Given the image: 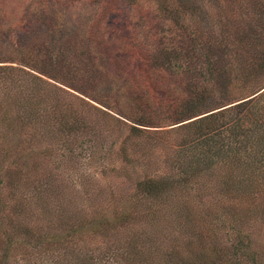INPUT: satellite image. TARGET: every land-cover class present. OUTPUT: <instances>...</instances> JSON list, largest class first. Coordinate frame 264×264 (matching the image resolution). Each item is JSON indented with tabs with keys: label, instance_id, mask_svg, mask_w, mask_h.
Here are the masks:
<instances>
[{
	"label": "trees",
	"instance_id": "16d2710c",
	"mask_svg": "<svg viewBox=\"0 0 264 264\" xmlns=\"http://www.w3.org/2000/svg\"><path fill=\"white\" fill-rule=\"evenodd\" d=\"M136 1L141 0H130L138 8L140 4ZM219 1L210 0L206 6L209 12L210 8L214 11L209 14L212 15L209 34L196 29L189 19L185 23L188 15L195 12L191 0H171L172 3L144 0V4L154 3L155 13L162 20H170L173 35L165 34L164 43L157 35L153 37L155 46L148 50L145 39L138 41L135 26L129 25L125 33L128 41L123 54L125 70L137 73L141 91L124 95L131 112L124 117L129 124L118 121L127 127L125 144L119 147L120 156H126L128 147L135 151L161 148V165L127 181L139 170L132 157L128 158L126 166L131 170L111 168L125 182L106 196L103 190L98 192V210L94 215L79 209L72 216H76L74 219L68 217V222L60 223L57 228L45 224L37 231L23 221L32 216L26 210L29 207L22 198H14L16 185L12 180L26 176L27 162L16 164V168L7 169L5 174L0 167V189L4 187L8 191L2 194L5 204L0 206V264H16L19 256L25 259L33 252L37 259L41 258L35 264H224L223 254L215 247L210 252L203 250L206 238L203 233L212 235V225L224 228L226 220L232 221V252L238 256L230 264H264V254L259 256L249 250L243 229L246 223L259 218L257 227L264 233V84L242 93L253 74L261 73L264 77V47L260 45L264 41V23L260 29L251 25L248 33H243L240 31L245 18L242 5L247 0ZM255 1L248 0L244 12L249 14L250 9L252 14L264 18V0ZM124 12H120L122 17L126 15ZM44 20L34 18L29 28L45 24ZM15 26L6 32L16 42L5 49L9 56L10 49L23 51L17 43L20 25ZM174 38L185 49L173 44ZM86 41L96 44L99 39L89 33ZM239 42L243 48L245 44L256 48L255 52L247 49L249 60L237 57L241 49ZM39 58L40 54L38 60H18L27 69L0 66V85L6 79H21L18 92L7 102H0L1 129H10L13 121L19 123L17 129L27 126L35 114L33 107L38 104L32 99L38 98L43 87H52L43 80L50 77L40 70ZM7 60L10 61L0 59V64ZM171 74L177 77L176 82L169 80ZM21 105L24 112L19 110ZM59 112L58 134L88 130L83 120L73 115L64 119V114ZM157 121L175 127L148 132L147 128H161L156 126ZM45 151L48 155L52 153V149ZM134 167L137 170H132ZM126 181L131 182L130 187H124ZM210 186L212 191L207 192ZM44 187L39 184L32 190ZM26 191L29 189L24 188L23 193ZM203 195L215 201L224 199V207L214 211L210 206L202 214L197 213L192 199L195 197L193 200L198 202ZM8 201L11 205H7ZM6 208L10 210L5 212ZM8 225L11 228H5ZM128 225L139 226L138 231L124 233L128 237L120 246L115 244L114 249L97 246L95 251L89 247L99 238L113 237L117 229L128 232ZM164 240L168 241L164 243ZM182 244L186 249L195 244L201 252L196 255L190 250L183 252Z\"/></svg>",
	"mask_w": 264,
	"mask_h": 264
},
{
	"label": "rangeland",
	"instance_id": "374dc122",
	"mask_svg": "<svg viewBox=\"0 0 264 264\" xmlns=\"http://www.w3.org/2000/svg\"><path fill=\"white\" fill-rule=\"evenodd\" d=\"M170 1L168 0V3H172ZM209 1L191 0L190 5L195 7L193 8L195 12L185 19V23L189 19L191 25L205 34L211 32L209 20L212 15L209 16V14L214 12L212 8H210L212 13L209 12V7H206ZM255 2H263V0ZM144 3V0L136 1V4H140L137 8L130 0H43L42 2L41 0H0V20H2L0 59H10L1 63L0 66L24 68L19 61L38 60L40 54V62L37 64H41L40 70L51 78L50 80L43 77V80L52 87L48 85L43 87L38 98L32 99L38 104L33 107L35 114L27 122L28 127L22 125L20 129H17L19 123L13 121L9 125L10 129L0 128V167L4 169L3 173L16 168V164L27 162L26 176L19 177L21 179L18 181L12 180L16 185L14 198H22L24 205L29 207L26 210L29 209L32 216L23 221L36 227V231L44 228L45 224H48V228H57L60 223L68 222V217L69 220L74 219L76 216H72L80 211L79 209L94 215L98 210L96 207L98 192L103 190L106 196L108 193L116 192L119 185L125 182L123 178L116 176V172L111 168L120 171L131 170L126 166L129 165L128 158L132 157L139 170L136 167L132 168L137 172L135 171L136 173L127 181H132L136 174L163 163L161 148L135 151L128 147L124 157L120 156L119 151L121 144L123 146L125 144L123 140L127 127L119 124L118 121L129 124L124 117L131 112L124 95L141 91L137 73L133 70L127 73L125 70L123 54L128 49L125 36L127 28L129 25L135 26L134 33L138 41L141 38L143 42L146 40L148 50L155 46L153 37L158 35L157 38L164 43L165 34L173 35L170 20H162L155 13L154 3L152 5ZM247 5L248 0L242 5V14L245 18L244 23L240 24V31L243 33H248L251 25L260 29L264 23V18L260 14H252L250 9H248L249 14L244 12ZM123 11H125V17L120 15ZM34 18L45 19V24H37L30 29L29 23ZM15 25H20L17 29V43L22 46L23 51H28V54L23 51L12 52L10 49L9 56V53L5 52V49L16 45V42L6 34L12 26L16 28ZM89 33L98 37L99 42L88 43L86 35ZM246 42L248 43L247 39ZM240 43L241 49L237 57L244 58L245 61L249 60L250 53H247V49L255 52L256 48L252 49L248 47V44H245L243 48ZM173 44L185 49L183 43L178 45L177 38L173 39ZM260 45L264 47V41ZM225 58L230 59L228 55ZM86 64L89 65L86 66ZM253 75L242 93L248 92L254 86L264 84L261 73ZM170 77V81H177L175 75L171 74ZM15 78L14 81L8 79L2 81L0 102H7L13 94L18 92L19 89L16 88L21 83V79ZM18 101L21 104L20 100ZM23 108L21 105L19 110L25 111ZM59 111L62 115L64 114V119L66 115H73L83 120L88 130L80 133L58 134L56 130L61 125ZM157 122L156 126L161 128H147L148 132L175 127V125L166 126V121ZM3 132L6 133L5 137ZM46 149H52V153L48 155ZM111 170L113 171L109 172ZM127 181L124 185L126 188L131 186V182ZM39 184L45 187L32 190ZM24 188L29 191L23 193ZM201 189L205 191L204 188ZM209 191H212L211 186L207 189V192ZM3 193H8L4 187L0 189V206L5 204L1 200ZM193 199L195 203L193 208L201 214L207 210V207L211 206L214 211H219L220 206L223 208L225 204L224 199L215 201L208 195H203L198 202ZM7 205H11L10 201ZM9 210L6 208L5 212ZM239 211L237 209V213ZM259 221L260 219L257 218L253 222L246 223L243 229L250 245L249 250L261 256L264 254V233L260 226L257 227L260 224ZM223 226L224 228H219L212 225L214 227L212 235L206 231L203 233L206 237L203 250L210 252L211 248L215 247L223 254V263L230 264L238 259L237 253L232 252V221L226 220ZM138 227L128 225V232L123 233L117 229L113 237L105 238V240L99 238L89 247L94 251L97 246L103 249L112 246L114 249L115 244L120 246L125 242L128 236L124 233L126 235L136 233ZM5 228H11V226L8 225ZM18 232L19 230L16 233ZM167 241L164 240V243ZM189 246L186 249V246L182 244V251L190 250L194 255L201 252L195 244ZM25 259L19 256L16 264H35L38 260L35 252Z\"/></svg>",
	"mask_w": 264,
	"mask_h": 264
}]
</instances>
